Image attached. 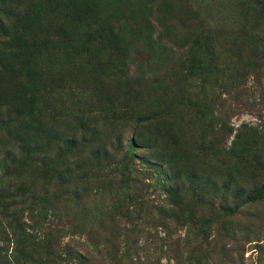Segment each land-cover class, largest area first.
<instances>
[{
    "label": "rangeland",
    "instance_id": "rangeland-1",
    "mask_svg": "<svg viewBox=\"0 0 264 264\" xmlns=\"http://www.w3.org/2000/svg\"><path fill=\"white\" fill-rule=\"evenodd\" d=\"M1 1L6 8L13 10L15 21L26 20L32 13L45 17L43 33L50 37L57 30L66 29L62 42L72 36L71 31L78 30L79 21L80 26L84 24L77 15V9H71L74 0H67L63 6L53 2L51 9L50 0H0V4ZM242 2L151 0V15L147 17L153 28H138L133 23L130 30L122 33L127 54L119 62L124 63L122 70L129 78V88L122 95L112 93L113 85L105 88L109 92H98L92 85H82L72 73L62 81L59 76L69 71H65L64 60H52L48 50L30 57L29 64L27 55L35 53L34 49H15L9 41L0 43V60L11 62L16 71L22 69L25 62V68H30V78L23 72V76L29 79L27 82L31 86H45V91L42 90L37 98L39 102L40 98L45 100L43 109H39L54 118L50 129L60 134L58 141L76 137L81 122L92 120L96 123L90 128L97 127L104 139L113 140L120 135L122 144H127L130 138H136L137 132L134 120L126 125L114 118V111L124 107L132 113L155 111L163 117L157 131H154L157 127L142 130L147 139V149H139L134 155L122 159L121 172L125 180L130 181L131 188L139 190L141 199L146 201L145 206L139 207L125 202L127 207L123 209L138 213L142 219L149 217L146 215L149 212L157 215L158 206L171 208L176 204L183 213L179 221L158 219L155 222L167 228V242L183 246L189 241L199 243L205 235L210 242V258L218 261L217 264L223 261L225 264H264V196L258 202L246 203L245 198L237 194V191L248 192L264 184V78L250 75L237 77L233 83L228 81L231 75L229 67L237 61L238 48L243 41L240 38L238 42L234 41L230 32H222L217 26L219 21L227 27L240 23ZM155 20L161 24V30ZM184 20L191 25L192 32L187 31ZM61 21L63 24L58 25ZM248 25H252L250 21L246 29ZM188 33L207 34L210 39L218 37L221 54L215 57L212 72L196 77H189L186 73L188 57H185V48L179 47L189 39ZM244 34L242 31L241 35ZM60 51L58 47L57 57L61 55ZM88 55L76 67L79 73L83 70L81 66L97 65L99 58L92 55V61H89ZM177 93L183 96V100L179 99L182 103L178 105L182 112L174 113L170 118L168 109H165L172 97L177 98ZM8 97L11 98L10 95ZM0 116L5 119L4 115ZM169 124L173 125L170 135L163 129ZM50 129L43 133L45 138L53 136ZM1 139L0 133V146ZM232 147L236 152H243L246 158V162L234 168L231 163L235 158L228 154ZM100 161L99 164L112 162L113 165L114 157ZM112 171L116 173L115 165ZM230 174L233 179H230ZM113 176L116 184L120 178L116 174ZM89 194L81 206L86 207L83 213H93L89 225L96 228L107 226L106 216L101 221L102 212H97L111 209L107 202V189L104 195L101 192L100 196H93L91 187ZM113 194L115 196L110 195L112 199L119 196V192L115 194L114 190ZM59 196L62 203L69 206L65 201L67 196L63 193ZM101 197L105 198L104 203L98 205ZM71 202L74 203L72 199ZM228 209L235 215L224 216ZM95 214L99 216L97 219ZM146 222L145 217L138 222L140 229H145ZM119 224L121 227L129 225L124 219H120ZM204 224H208V229L210 224L206 234L199 231ZM190 228L194 231L188 234ZM144 235L147 234L141 233L140 241ZM221 246L227 250L226 258L216 256ZM188 247L192 248L191 245ZM182 254L186 256L185 252ZM167 262L173 263L167 256H161L159 263Z\"/></svg>",
    "mask_w": 264,
    "mask_h": 264
},
{
    "label": "trees",
    "instance_id": "trees-1",
    "mask_svg": "<svg viewBox=\"0 0 264 264\" xmlns=\"http://www.w3.org/2000/svg\"><path fill=\"white\" fill-rule=\"evenodd\" d=\"M50 1V9L53 2L62 6L67 3V0ZM0 5V43L9 41L15 49H34L35 53L27 55L28 63L30 57L48 50L52 60H64L65 71H69L59 76L62 81L72 73L82 85H92L98 92H109L105 88L112 85V93L122 95L126 92L129 78L122 70L124 63L119 62L127 54L126 39L122 33L130 30L133 23L138 28H153L147 17L151 15V0H74L71 9H77V15L84 24L80 26L79 21L78 30L71 31L72 36L63 42L66 29L57 30L50 37L43 33L45 17L32 13L26 20L15 21L13 10L6 8L3 1ZM242 6L240 23L230 24L229 27L223 26L220 21L217 23L222 32H230L234 36V41L238 42L239 38L243 41L238 48L237 61L229 67L230 83L250 75L264 78V0H243ZM155 21L161 30V24ZM248 21L252 25L246 29ZM186 22L184 20L187 31L192 32L191 25ZM61 24L62 21L58 25ZM242 31H245L243 36ZM187 35L189 39L179 49L185 48L188 76H203L212 72L215 57L221 54L218 37L210 39L207 34L201 33ZM58 47L61 50L59 57L55 54ZM86 54H90L89 61H92L90 56H97V65L81 66L83 70L79 73L76 67ZM25 66L23 62V68L16 71L11 62L0 60V115L5 116V119L0 116V264H160L161 256L173 261L167 264H217L218 261L210 258V242L205 235H202L205 238L201 242L189 241L183 246L167 242V228L155 222L158 219L179 221L183 213L176 204L171 208L158 206L157 215L147 213L149 217L144 216L147 221L145 229H140L138 225L144 217L139 219L138 213L123 209L127 207L125 202L139 207L145 206L146 201L141 199L139 190L134 191L130 181L125 180L121 172L122 159L134 155L139 149H147V139L142 130L153 129L157 125L160 127L163 117L155 111L136 114L124 107L114 111V118L126 125L134 120L137 132L136 138H130L127 144H122L120 135L113 140L104 139L97 127L90 128L96 123L92 120L81 122L76 137L58 141L60 134L50 129L54 118L40 112L45 100L40 98L39 102L37 98L42 90L45 91V86H31L27 82L29 79L23 76L24 72L30 78V68L27 70ZM179 99L183 100L181 93L177 98L172 97L165 109H168L170 118L174 113L182 112L178 108L182 103ZM172 127L169 124L163 129L170 135ZM48 129L53 136L45 138L43 133ZM246 152H249L247 148ZM228 154L235 158L232 168L246 162L244 153L236 152L233 147ZM112 157L116 173L112 171V162L99 164L100 159L109 160ZM114 174L120 178L116 181L120 186L115 184ZM91 187L94 189L93 196H100L101 192L104 195L107 189V202L111 209L97 210L102 212L101 221L106 216L107 226H90L93 213H83L86 211V207L81 208L83 199L90 195ZM227 188H230L229 185ZM113 190L115 194L119 192L115 199L110 198L111 194L114 195ZM62 193L67 196L65 201L69 206L62 203L59 196ZM237 194L243 196L246 203L258 202L264 196V184L248 192L237 191ZM104 199L101 197L99 203H104ZM234 213L228 209L223 215L234 216ZM94 217L97 219L99 216L95 214ZM120 219L129 225L121 227ZM199 229L206 234L208 224ZM193 231L190 228L188 234ZM141 233L147 235L140 241ZM226 254L227 250L221 246L216 256L226 258Z\"/></svg>",
    "mask_w": 264,
    "mask_h": 264
}]
</instances>
